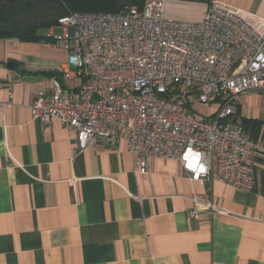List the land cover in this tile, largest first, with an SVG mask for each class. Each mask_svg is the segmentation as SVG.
Segmentation results:
<instances>
[{
  "label": "crops",
  "instance_id": "crops-1",
  "mask_svg": "<svg viewBox=\"0 0 264 264\" xmlns=\"http://www.w3.org/2000/svg\"><path fill=\"white\" fill-rule=\"evenodd\" d=\"M67 59L51 43L0 39V264H264V154L243 191L193 181L175 159L152 158L140 176L124 139L79 150L73 131L30 111ZM250 120L264 128V93L238 97L234 123ZM192 199L219 211L189 218Z\"/></svg>",
  "mask_w": 264,
  "mask_h": 264
},
{
  "label": "built area",
  "instance_id": "built-area-1",
  "mask_svg": "<svg viewBox=\"0 0 264 264\" xmlns=\"http://www.w3.org/2000/svg\"><path fill=\"white\" fill-rule=\"evenodd\" d=\"M164 2L59 18L63 34L51 44L67 52V64L37 93L32 118L73 131L79 150L124 139L140 176L152 158L175 159L200 184L216 177L253 191L264 128L254 141L233 118L240 95L264 93V19L212 1L199 21H176ZM199 104L217 108L198 116ZM192 201L189 218L219 211Z\"/></svg>",
  "mask_w": 264,
  "mask_h": 264
},
{
  "label": "trees",
  "instance_id": "trees-1",
  "mask_svg": "<svg viewBox=\"0 0 264 264\" xmlns=\"http://www.w3.org/2000/svg\"><path fill=\"white\" fill-rule=\"evenodd\" d=\"M166 1V0H164ZM209 6L212 0H178ZM146 0H0V39L52 43L47 30L71 12L118 13L125 8L141 9ZM242 128L256 140L259 124L245 121ZM259 161L262 159L259 158Z\"/></svg>",
  "mask_w": 264,
  "mask_h": 264
},
{
  "label": "rangeland",
  "instance_id": "rangeland-1",
  "mask_svg": "<svg viewBox=\"0 0 264 264\" xmlns=\"http://www.w3.org/2000/svg\"><path fill=\"white\" fill-rule=\"evenodd\" d=\"M165 15L167 18L183 22H197L204 10L203 5L189 2L174 3L172 0H166ZM248 13L258 19H264V0H248L239 5L232 6ZM60 28L55 27L52 30L54 36H61ZM217 108L216 104L212 105H196L195 110L198 116H210Z\"/></svg>",
  "mask_w": 264,
  "mask_h": 264
}]
</instances>
